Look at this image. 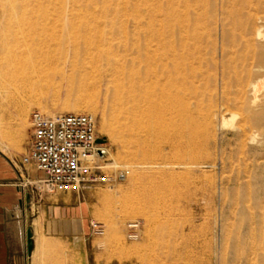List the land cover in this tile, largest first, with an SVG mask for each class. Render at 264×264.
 Instances as JSON below:
<instances>
[{"label": "rangeland", "instance_id": "obj_1", "mask_svg": "<svg viewBox=\"0 0 264 264\" xmlns=\"http://www.w3.org/2000/svg\"><path fill=\"white\" fill-rule=\"evenodd\" d=\"M7 1L0 0V60L4 62L11 60L14 51L11 43L14 19L8 12ZM121 1L114 0L117 9ZM184 2L182 9L190 6V13L194 14V0ZM135 3L133 0L132 4L128 3L130 8L126 12L116 11L110 25L102 27L98 34H80L49 42L43 48L49 59L36 77L22 85L7 87L13 93L12 98L28 106L30 112L26 117L20 115V106L14 103L0 111V139L9 148L6 154L23 159L27 153L32 111L74 113L68 110L67 104L87 77L88 61L111 59L117 63L119 58L129 55L130 51L125 50L136 42L138 36L134 34L140 30L136 24L139 20L132 16ZM204 3L211 9L214 7V15L190 30L191 34H204L203 41L197 45L191 41L181 51L182 62L190 67L193 77L175 91L180 98L176 102L180 112L173 114L177 125L158 126L171 116L172 103L163 98L161 83L150 82L146 93L141 94L145 100L156 101L157 106L148 110L149 120L141 128L133 129L142 134L139 143L130 135L129 127L121 125L124 129L122 133L119 130L118 140L102 127L103 116L109 115L116 95H124V92L115 95L112 84L107 85L112 77L90 83L89 93L87 89L81 92L84 98L98 103L95 113H81L95 118L98 136L105 140L103 148L108 154L102 162L105 173L129 169L126 181L103 184L78 196L60 189L48 192L41 182L44 176L34 180L23 177L40 198L49 197L48 205L54 202L55 206L80 208L88 228V264H264V108L254 114L247 111V87L244 86L249 72L243 70L254 61L255 52H243L238 58L237 71L244 77V88L235 85L227 96L220 62L222 35L226 29L222 3L203 0ZM159 15L150 13L145 20H155L154 26L150 23L149 31L154 29L158 36L168 31ZM117 70L113 74L120 76L121 70ZM228 97L235 107L228 104ZM260 99L264 101V96ZM174 138L178 139L176 144L171 140ZM22 159L24 168L36 170L32 165L22 164ZM141 163L147 168L145 173L138 169ZM43 213L44 208L34 221L38 237L34 264H44L46 254V258L56 260L59 254L64 258L65 253L58 243L44 237ZM127 214L132 216L125 217ZM131 222H140L137 240L127 238V225ZM92 224H98L103 234L95 233ZM116 227L121 231L120 236L112 234V228ZM77 245L68 250L71 257L75 251L78 256L84 255Z\"/></svg>", "mask_w": 264, "mask_h": 264}, {"label": "bare ground", "instance_id": "obj_2", "mask_svg": "<svg viewBox=\"0 0 264 264\" xmlns=\"http://www.w3.org/2000/svg\"><path fill=\"white\" fill-rule=\"evenodd\" d=\"M133 1L136 3L132 8L134 9L132 16H134L133 19L139 20L136 24L137 29L140 30L134 34L138 36L134 42L135 45L132 44L131 48L127 47L125 50L126 53L130 51L129 55L127 54L121 60L119 58L117 63L111 59L88 61L85 69L87 77L79 86L78 93L72 100H69L67 107L74 113H95L98 110V103L95 100L84 98L81 92L87 89V93L90 83H99L103 78L106 79L110 76L112 78L108 79L107 85L108 83L112 84L111 88L115 95H119L120 92H124V95L120 97L116 95V101H112L110 106L109 115L106 113L103 116L102 127L107 129L111 136L116 137L117 140L121 137L119 130L122 133L124 129L121 127H129L130 135L135 136L136 143H139L143 139L142 134L140 135L139 131L133 132V129L141 128L149 120L148 110L152 111L157 106L156 101L145 100L143 99L145 95L144 97L141 95L146 93L150 82L163 84L162 91L165 94L163 98L172 102L169 109L171 116L163 119L162 124L158 126L163 128L178 124L177 117H173L175 116L173 114L180 112V107L176 103L180 98L176 96L175 91H178L179 87L183 86V83L193 75L190 67L182 62L181 51L184 47L189 46L191 41L195 45L203 41L204 34L198 32L191 34L190 30L193 27H199L208 20L209 16L214 13V7L209 8L207 4H203V0H194V14H191L190 6L189 8L185 7L186 10L182 9V2L190 3L191 0ZM8 2L9 7L6 6L9 8L7 10L11 16L8 15L14 19L11 22L14 28L11 36L14 51L8 62L0 60V111L13 103L14 105L19 104L20 115L25 117L28 115V106L21 105L16 98L13 99V93L7 87L11 84L22 85L36 77L38 71L46 66L44 62L49 59V55L43 51V48L48 46L49 42L64 37L69 39V37H77L80 34L86 36L98 34L102 27L110 25L111 18L116 11L126 12L127 7L130 8L127 6L128 3L132 4V0H127V2L122 0L119 9H117L114 0H9ZM221 3L222 17L226 26L222 35L220 61L224 74V93L230 96L235 85L241 89L247 87V111L253 114L258 113L264 108V101L260 99L261 95L264 96V0H221ZM153 12L160 14L159 17L162 18L160 22L168 28L167 34L158 36L154 29L149 31L150 23L152 22L151 25L154 26L155 20L150 21V18L149 21L145 20ZM144 25L148 28L145 29ZM203 28L201 29L203 30ZM212 28L211 31H213ZM149 32L152 37H149ZM211 34L213 33L211 32ZM214 44L216 43L214 42ZM246 51H254L255 57L250 65L243 68L249 72L248 78L245 77L247 84L243 87L245 80L239 74L241 71H237L239 66L236 62ZM211 52L213 53V50ZM208 55L210 56V53ZM203 65L205 66V64ZM117 69L121 70L120 76L118 73V76L113 74ZM227 102L235 107L233 100L229 97ZM44 113L51 117L61 115L60 112H52V110H46ZM171 140L175 144L178 142V139L175 138ZM0 149L5 153L9 151L7 144L2 139H0ZM107 157L108 154H105L104 158L102 157L104 162ZM138 165L141 173L147 171L143 163ZM130 216L132 215L127 214L125 217ZM112 229V234L120 236V229L117 227Z\"/></svg>", "mask_w": 264, "mask_h": 264}, {"label": "built area", "instance_id": "obj_3", "mask_svg": "<svg viewBox=\"0 0 264 264\" xmlns=\"http://www.w3.org/2000/svg\"><path fill=\"white\" fill-rule=\"evenodd\" d=\"M30 143L22 164L32 165L44 174L41 181L48 192L60 189L78 196L97 186L126 181L129 169L107 174L102 162L106 151L97 133L96 120L90 114L63 113L54 117L39 110L29 117ZM104 150L103 155L99 151ZM127 238L139 239L140 222L127 225ZM95 233L103 234L98 224Z\"/></svg>", "mask_w": 264, "mask_h": 264}, {"label": "crops", "instance_id": "obj_4", "mask_svg": "<svg viewBox=\"0 0 264 264\" xmlns=\"http://www.w3.org/2000/svg\"><path fill=\"white\" fill-rule=\"evenodd\" d=\"M19 155H8L0 149V264H34L37 248V235L34 221L44 208L43 235L52 243H58L63 254L56 260L48 259L44 264H88L86 252V236L88 228L80 208L55 206L49 197L43 196L24 182V176L31 180L42 178L40 171L21 165ZM24 169L25 170L24 172ZM33 234V250L27 252V230ZM78 244V250L84 255L78 256L76 251L71 257L72 245ZM75 247V248H77ZM73 259V260H72Z\"/></svg>", "mask_w": 264, "mask_h": 264}, {"label": "water", "instance_id": "obj_5", "mask_svg": "<svg viewBox=\"0 0 264 264\" xmlns=\"http://www.w3.org/2000/svg\"><path fill=\"white\" fill-rule=\"evenodd\" d=\"M105 142V140H103V139H99L98 140V143H104ZM105 153V151L104 150H101V151H99V154L100 155H103ZM26 236H27V252H28V254H31L32 253V250H33V234H32V230L31 229H28L27 230V233H26Z\"/></svg>", "mask_w": 264, "mask_h": 264}]
</instances>
